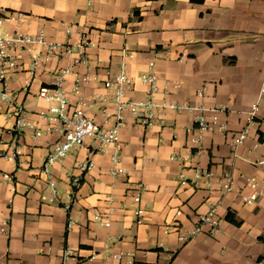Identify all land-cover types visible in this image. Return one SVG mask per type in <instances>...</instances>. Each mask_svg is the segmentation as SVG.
Returning a JSON list of instances; mask_svg holds the SVG:
<instances>
[{"label": "crops", "instance_id": "1", "mask_svg": "<svg viewBox=\"0 0 264 264\" xmlns=\"http://www.w3.org/2000/svg\"><path fill=\"white\" fill-rule=\"evenodd\" d=\"M0 17V35L44 29L51 41L87 38L84 54L41 60L35 70L27 54L23 69L10 77L8 88L34 127L18 129L14 108L0 97V264H264V0H0ZM71 64L64 83L70 102L88 100L87 112L98 122L104 116L96 94L110 99L111 111L116 107L104 81L121 70L138 78L152 64L157 101L205 106L216 127L198 143L188 110H168L149 127L127 113L120 150L99 151V142L87 138L51 166L54 192L42 167L62 130L46 116L52 102L38 93L53 86L57 68ZM78 77L86 79L76 92ZM147 88L138 81L129 96L145 97ZM225 125L234 133L248 128L236 149L220 129ZM115 153L125 174L112 173ZM87 160L92 166L83 171ZM206 171L213 173L212 188L196 177ZM227 173L244 195L252 190L243 175L256 177L257 199L246 203L238 191L218 192ZM135 182L145 185L141 223L129 193ZM211 202L218 204L217 234L204 231L183 243L178 233L165 232L176 220L184 231L192 229ZM96 211L111 224L94 219ZM229 211L238 224L227 219Z\"/></svg>", "mask_w": 264, "mask_h": 264}, {"label": "built area", "instance_id": "2", "mask_svg": "<svg viewBox=\"0 0 264 264\" xmlns=\"http://www.w3.org/2000/svg\"><path fill=\"white\" fill-rule=\"evenodd\" d=\"M4 17H0L2 23ZM69 31L70 28L67 27ZM87 38L84 37L78 44L70 42H56L47 38L44 29L39 30L37 33H29L23 31L7 32L0 35V83L2 90H0L1 99L6 102L9 107L14 108L17 115V127L23 130L26 126L34 127L24 120V106L16 102L14 94L8 88V82L13 73L23 69L24 58L27 54L30 55L32 60V68L35 70L41 60H48L52 57H64L65 55L79 52L85 53ZM43 47V50L39 48ZM143 72L138 78L130 76L125 70H121L114 78H109L104 81L105 88L111 93V99L116 107L111 111L105 106V102L110 100L106 96L96 94L92 99L101 103L100 112L104 116L103 122H98L95 117L87 112V105L90 102L85 98H81L77 103H71L68 94L64 88L66 76L73 73L74 64L69 66L57 68L54 72L55 81L53 86H42L38 95L50 102H52L46 116L50 121H56L60 124L62 136L59 140L54 142L46 156L44 157L42 172L47 175L49 184L54 192H56V183L51 176V166L62 160L72 149L84 144L87 138H92L99 142L97 149L105 151L110 145H115L117 150L121 148L119 138L120 129L127 124L126 114L131 113L137 119V122L149 127L158 119L162 118L166 111H182L188 110L195 114V124L199 129L200 134L194 138L195 142H201L203 132L212 130L216 127V121L208 119L206 115V107L202 105H195L188 102H175L169 99L157 101L154 94L158 90V77L152 70ZM86 78L78 77L75 82V91L79 92L82 80ZM148 86L147 95L142 98H135L129 96V93L134 91L137 82ZM264 88L260 94L263 96ZM201 94V93H199ZM259 104L256 103L252 106L249 114L253 118L258 110ZM220 129L226 131L230 144L236 149L242 144L248 136V128L237 131L228 130L227 126H220ZM36 136L41 134L40 130L35 131ZM114 168L112 173L116 175L125 174L126 170L121 166V155L115 153L112 156ZM92 166V161L87 160L82 164L83 171H88ZM205 177L206 184L212 188L211 179L213 173L206 171L198 173L196 177ZM246 181V186L252 191L249 195L242 194V191L235 190V180L232 174H224L218 179L219 186L216 190L222 194L232 191H238L242 195V199L246 203H252L259 196L258 186L259 181L254 176L243 175ZM180 184H186L187 179L184 172L179 174ZM80 180L73 179L74 189L78 187ZM145 190V185L142 182H135L130 185L129 193L133 200L134 212L137 216V223L142 222V217L145 212V207L142 205V193ZM114 196H109L107 202H114ZM64 207L70 209L71 204L65 203ZM182 211L178 210L177 214ZM94 219L103 222L106 226L111 224V219L108 214L96 211ZM71 224V223H70ZM4 225H8V221L4 220ZM205 226L208 229L205 230ZM206 231L210 235H215L220 231V218L218 214L217 202H211L209 210L200 215L194 227L190 230L184 231L178 220L165 227L166 233L176 232L181 242L185 243L195 238L198 234ZM69 250H66L65 256H68Z\"/></svg>", "mask_w": 264, "mask_h": 264}, {"label": "trees", "instance_id": "3", "mask_svg": "<svg viewBox=\"0 0 264 264\" xmlns=\"http://www.w3.org/2000/svg\"><path fill=\"white\" fill-rule=\"evenodd\" d=\"M227 219L235 224H238L239 223V220L236 218L235 214H233V212L229 211L227 213Z\"/></svg>", "mask_w": 264, "mask_h": 264}]
</instances>
